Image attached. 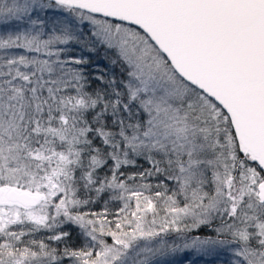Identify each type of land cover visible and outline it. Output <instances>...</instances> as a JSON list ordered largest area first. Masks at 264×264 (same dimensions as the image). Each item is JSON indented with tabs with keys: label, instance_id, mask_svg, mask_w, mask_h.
Here are the masks:
<instances>
[{
	"label": "snow or ice",
	"instance_id": "1",
	"mask_svg": "<svg viewBox=\"0 0 264 264\" xmlns=\"http://www.w3.org/2000/svg\"><path fill=\"white\" fill-rule=\"evenodd\" d=\"M0 264H264V0H0Z\"/></svg>",
	"mask_w": 264,
	"mask_h": 264
}]
</instances>
